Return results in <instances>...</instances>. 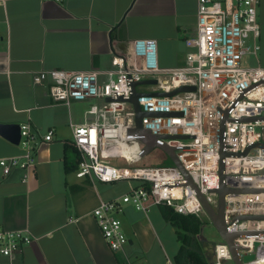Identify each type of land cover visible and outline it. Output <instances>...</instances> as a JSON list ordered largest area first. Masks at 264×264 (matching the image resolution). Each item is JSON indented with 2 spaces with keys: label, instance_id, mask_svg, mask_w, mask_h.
<instances>
[{
  "label": "built area",
  "instance_id": "2783aa9c",
  "mask_svg": "<svg viewBox=\"0 0 264 264\" xmlns=\"http://www.w3.org/2000/svg\"><path fill=\"white\" fill-rule=\"evenodd\" d=\"M196 1V36L190 41L192 49L186 53L183 68H143L137 64L138 53L132 63L126 55L117 54L111 57L112 68L104 72L49 69L36 72L32 80L44 85L54 102L69 105L73 100H94L86 111L90 120L71 125L80 156L74 174L101 183L131 182L127 191L99 200L91 210L111 251L123 250L127 242L118 217L124 206L147 213L152 206L165 204L177 213L200 218V213H206L199 196L216 210L215 191L222 184L228 189L223 196L227 232L247 233L233 239L240 263L264 264V66L241 65L247 55L257 58L260 50V0ZM144 79L155 83L147 92L137 90L136 85L137 92L194 87L170 97H138L142 111L162 113L144 115L142 127L174 149L186 174L174 164L135 166L142 144L127 136L134 126V111L119 97L130 96L131 84ZM51 138L49 130L43 139ZM19 145L24 154L0 158L4 175L34 163L37 143L27 123L20 125ZM111 160L123 164L115 166ZM31 240L26 231L0 228V257L13 258ZM243 254H253V258L243 261ZM224 261L234 264L222 239L212 246L209 264Z\"/></svg>",
  "mask_w": 264,
  "mask_h": 264
},
{
  "label": "crops",
  "instance_id": "0c3cea01",
  "mask_svg": "<svg viewBox=\"0 0 264 264\" xmlns=\"http://www.w3.org/2000/svg\"><path fill=\"white\" fill-rule=\"evenodd\" d=\"M196 11V0H0V123H27L37 143L31 167L6 175L0 170V228L32 237L0 264H175V229L158 206L147 213L124 206L118 217L127 242L118 252L108 248L91 210L131 182L65 173L71 125L90 120L86 111L94 100L54 102L32 76L49 69L104 72L117 54L132 63L138 53L143 68H183L196 36ZM257 22L258 65L264 66V0ZM49 130L52 138L44 140ZM24 153L0 135V158Z\"/></svg>",
  "mask_w": 264,
  "mask_h": 264
},
{
  "label": "water",
  "instance_id": "95a60500",
  "mask_svg": "<svg viewBox=\"0 0 264 264\" xmlns=\"http://www.w3.org/2000/svg\"><path fill=\"white\" fill-rule=\"evenodd\" d=\"M154 79H144L139 82H133L131 84V94L130 96L126 98L119 97V100L128 102L132 105L133 111H134V126L128 130L127 136L133 137L142 144L140 156L149 153L154 148L161 149L172 161V164L176 165L181 172L186 174L185 170L182 168L179 160L176 157L175 151L173 148L164 145L163 143L158 141V137L151 134L148 130L142 127L141 125V118L144 115H150V114H162V113H148L141 110L139 104H138V97L142 95H150V96H172L177 93L183 92V91H192L194 90L193 86H181L179 88H176L170 92H154V93H142L137 92L135 90L136 85H150L154 84ZM111 98H107L106 100H110ZM164 114V113H163ZM167 114V113H166ZM175 113H169L167 115H173ZM0 135L7 139L12 144L18 145L20 140V124L17 123H0ZM183 138V137H182ZM249 149V147L245 150V152ZM244 152V153H245ZM221 170V168H220ZM220 177H222L220 172ZM190 182V181H189ZM228 191V189H225L223 185H220V188L216 190L215 192L218 195V205L216 210L212 209L209 204H207L204 201V198L202 196H199L203 205V208L205 210V213L207 217L209 218L211 224L214 226V228L217 230L219 236L228 244L232 260L234 264H241L238 252L236 246L233 244V239L242 235H246L247 233H238V234H230L227 232L226 227L223 222V196ZM239 191H248V190H239ZM246 217V216H245ZM243 217V218H245ZM241 219V218H240Z\"/></svg>",
  "mask_w": 264,
  "mask_h": 264
},
{
  "label": "trees",
  "instance_id": "16d2710c",
  "mask_svg": "<svg viewBox=\"0 0 264 264\" xmlns=\"http://www.w3.org/2000/svg\"><path fill=\"white\" fill-rule=\"evenodd\" d=\"M64 171L74 172L80 156L73 141L64 145ZM73 189V186H69ZM163 218L175 229L179 244L174 256L175 264H209L211 256L207 253V243L199 237L202 221L196 215H184L174 211L171 206L158 205Z\"/></svg>",
  "mask_w": 264,
  "mask_h": 264
},
{
  "label": "rangeland",
  "instance_id": "374dc122",
  "mask_svg": "<svg viewBox=\"0 0 264 264\" xmlns=\"http://www.w3.org/2000/svg\"><path fill=\"white\" fill-rule=\"evenodd\" d=\"M258 64H262L261 56L257 53V58L255 56L247 55L244 59H242L241 65L244 67L257 66ZM137 90L139 91H150L151 85H139L137 86ZM112 165H122V160H111ZM172 161L170 158L159 148L152 149L149 153L143 155L140 160H138L135 166H159V165H171ZM93 204V202H90ZM199 217L202 221V227L199 233V237L203 239L207 243V253L211 256L212 246L214 244L222 241V238L219 236L217 230L211 224L209 218L206 214L200 213ZM253 258V254H243L242 260L247 261ZM222 264H232V261H224Z\"/></svg>",
  "mask_w": 264,
  "mask_h": 264
}]
</instances>
